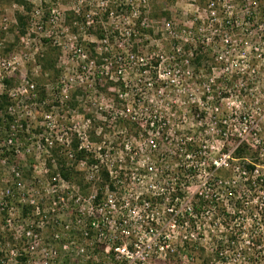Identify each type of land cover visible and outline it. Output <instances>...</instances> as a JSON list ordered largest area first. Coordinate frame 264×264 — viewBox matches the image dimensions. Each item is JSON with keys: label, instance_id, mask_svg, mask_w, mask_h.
<instances>
[{"label": "rangeland", "instance_id": "374dc122", "mask_svg": "<svg viewBox=\"0 0 264 264\" xmlns=\"http://www.w3.org/2000/svg\"><path fill=\"white\" fill-rule=\"evenodd\" d=\"M27 1L20 35L23 9L0 0V95L10 101L0 111V264H264L238 254L264 238L258 215L236 216L230 227L243 241L217 259L218 209L192 211L200 195L229 211L237 201L264 209V185L238 187L241 162L213 165L247 140L264 176V0ZM110 3L133 6L108 15ZM49 46L57 81L41 74ZM93 52L112 59L98 66ZM75 140L94 161L76 163L84 189L56 174L50 156L57 142L73 160Z\"/></svg>", "mask_w": 264, "mask_h": 264}, {"label": "trees", "instance_id": "16d2710c", "mask_svg": "<svg viewBox=\"0 0 264 264\" xmlns=\"http://www.w3.org/2000/svg\"><path fill=\"white\" fill-rule=\"evenodd\" d=\"M12 3L15 4L16 6L22 8V12H17L16 13V23H17V30L20 33V35H24V30H26L28 21H29V14L31 13L33 7L32 4L27 1V0H12ZM132 3V2H130ZM133 4H124V3H119V4H112L110 3L107 6L106 12L109 15L110 13H113L114 11L119 12L121 9H126L128 12L131 10V7ZM73 15V14H70ZM144 18V13L143 11L141 12L140 16L138 17L137 20V26L138 30L141 29V33H145V29L141 27L142 19ZM228 24L230 22H227ZM141 27V28H140ZM140 32V31H139ZM96 37L100 40H105V34L103 30H100L99 34H96ZM138 44H133L130 51L133 52L132 56H135L136 54H140L141 51L139 49ZM144 47V46H143ZM145 49V48H144ZM144 51L143 49H141ZM170 52V50H169ZM176 50L173 49L172 53L175 54ZM58 50L56 48H52L49 46L48 50L46 53H44L43 58L41 59L42 61V71L41 74L42 76L46 75V78L49 79V81H57L59 78V70L55 65V57L57 56ZM94 56L97 57L98 59V66H100L101 61L104 58L107 59H112V55L109 54H103L101 55H95L96 52H93ZM122 58H115L116 64H120ZM198 61H201V57L196 56L195 58ZM123 64V63H122ZM157 63L155 66L157 67ZM38 89L40 94L39 96L41 101L44 100L45 98V88L42 87L41 83L44 84L42 79H38ZM4 84L9 86L10 81L5 80ZM10 103L9 98L7 94H1L0 95V111H2L8 104ZM189 146V147H188ZM192 144L186 145V152L190 151L191 153H196L198 150L196 148L192 147ZM72 156L73 160L68 158V150L64 148L60 143L55 142V145L53 148L50 150V156L52 159V162L55 164L56 170L55 173L60 175L64 180L68 181H73L75 182L79 187L84 189L87 184L85 183V177L83 173L77 172L76 171V163L86 161V163L91 165L94 161L91 158L90 155H88L87 151L82 148L79 143L75 140V142L72 145ZM87 155L89 157H87ZM194 157H199L197 154L193 155ZM260 155L258 151L254 150L248 143L243 142L241 143L236 150L232 154V160H236L238 162L242 163L241 169H239V173L242 176V179L244 180V183L239 184L238 187L240 188H245L249 192L250 191H255L256 189L262 187L264 185V176L261 175H256V168L260 162ZM87 158V159H86ZM192 167V166H191ZM199 168V167H198ZM194 172L192 177H195L197 172L195 171L196 167L191 168ZM191 169L189 171H191ZM197 170V169H196ZM200 169H198L199 171ZM201 172V171H200ZM102 177L105 179L108 184L111 182L109 173L106 169H102L101 171ZM84 183L86 185H84ZM262 183V184H261ZM239 190V188H237ZM232 196H236V191L235 192H230ZM239 193V192H238ZM231 196V197H232ZM220 199L217 200V198H208L207 196H196L194 199V203L192 204V211L194 214L198 215L203 212H205V209H207L206 214H213V212L216 213V210L218 211L217 216H220L222 218V225L225 228V235L223 238L220 240L219 245L215 248L214 256L217 259H220L219 257H223V251H226V248H229L231 245H236V249L239 247L238 243L243 241L241 239L242 237V232L236 233L230 226L231 224L235 221V218L237 215L241 213H248L250 217H255L258 215L260 220H263L264 222V209L259 208V207H247L244 208V206L241 205L240 201H237L234 206L233 210L229 211L227 207H222V202L220 203ZM27 209H23L25 212ZM7 212V211H6ZM5 212V213H6ZM246 220V219H243ZM241 227V226H240ZM235 235L237 237H235ZM1 243L4 244V240L0 237ZM251 246L247 248H242L239 247V256H242L243 260L246 262H264V238H262L261 234L254 235L251 237ZM22 261H25L24 258L21 259Z\"/></svg>", "mask_w": 264, "mask_h": 264}, {"label": "built area", "instance_id": "2783aa9c", "mask_svg": "<svg viewBox=\"0 0 264 264\" xmlns=\"http://www.w3.org/2000/svg\"><path fill=\"white\" fill-rule=\"evenodd\" d=\"M188 33L191 34V32H189V31H188ZM243 142L248 143L252 148L257 147L256 144H250L247 140L246 141L245 140H238V142H237V144H235L234 148L228 151V155L224 156V158H222V160L220 162H217V161L214 162V164H213L214 168L219 169V168L227 167L229 164V161L232 159L233 152ZM223 151L227 153V150L225 147H223ZM161 249H162V247H161ZM114 250L117 253V255L118 254L124 255L125 252H127V248L125 246H121V245L116 246L114 248ZM126 256H127V254H126ZM125 264H140V262L132 261V262H125Z\"/></svg>", "mask_w": 264, "mask_h": 264}]
</instances>
